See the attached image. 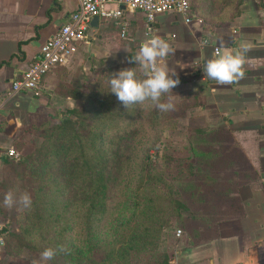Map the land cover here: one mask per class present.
I'll return each instance as SVG.
<instances>
[{
    "label": "crops",
    "instance_id": "crops-1",
    "mask_svg": "<svg viewBox=\"0 0 264 264\" xmlns=\"http://www.w3.org/2000/svg\"><path fill=\"white\" fill-rule=\"evenodd\" d=\"M77 6L78 0H0V94L33 63L44 41ZM189 17L186 21L182 14H159L149 35L145 33V17L138 11L125 9L118 21L98 19L96 26L90 24L85 40L69 62L42 78L39 96L22 90L4 102L0 109V147H14L15 141L38 127L51 109L72 107L74 100L66 89L74 81L73 75L86 70L94 56L104 57L125 46L128 50L130 46L120 45L118 38L130 42L135 54L145 40L162 38L175 49L163 63L170 72H176L173 78H184L181 85L191 89L198 100L202 85L211 88L210 95L241 87L240 105L229 96L223 105L208 104L206 111L223 120L225 129L251 139L247 150L254 154L252 175L237 186L238 208L233 210L237 215L211 228H200L197 236L178 235L169 264H260L258 249L264 244V0H196ZM244 43L251 47L242 79L232 85H218L206 78L203 66L213 58L215 48L221 53H235ZM236 114L239 118H234ZM234 120L241 123L234 126ZM182 250L186 253L179 257ZM0 264L23 263L10 257L0 243Z\"/></svg>",
    "mask_w": 264,
    "mask_h": 264
},
{
    "label": "rangeland",
    "instance_id": "rangeland-1",
    "mask_svg": "<svg viewBox=\"0 0 264 264\" xmlns=\"http://www.w3.org/2000/svg\"><path fill=\"white\" fill-rule=\"evenodd\" d=\"M118 42L120 45H127L122 38H118ZM124 48L104 57L94 56L86 70H81V74L73 75L74 81L66 89V93L74 100L72 107L82 106V101L76 98L77 93L88 90L89 84L97 80L104 69L115 66L118 67V71L135 68L137 74H142L136 63L130 62V48L128 50L126 46ZM182 83L173 88V92L163 96L164 101H170L174 108L165 112L164 118L159 120L156 129L146 124L143 116L147 109L141 111L137 126L142 130V134L131 147L135 159L132 160V166L125 167L122 176L123 182L128 175H131L133 179L139 178L141 159L146 155L149 156L147 162L149 173L152 177L161 178L159 183L156 182L153 185V179L149 183L152 184L151 193L155 191V194L150 193V196L156 199V202L159 197L160 201L155 206V211L146 208V217L150 220H146L143 225L142 221L138 222L142 210L137 208L130 213H133L131 216L126 214L123 217L126 213L123 209L126 196L122 195L120 199L115 198L111 202L108 213L104 215L100 223L92 222L89 226L83 224V231L78 240L76 235L81 231V220L74 214H70L69 217L67 212L69 231L64 235L66 242L78 245L91 234H95V237L99 239L98 247L92 251L91 256L97 262L111 252L112 256L107 264H162L165 258L170 260L174 257L178 235L190 237L192 235L190 230L198 231L206 227L202 223L206 224L207 218L209 223L212 222V225L216 226L237 215L233 213V210L238 208L237 186L241 184L240 182L247 180L253 171L251 160L254 154L247 150V142L251 139L242 137L240 133L232 132L229 128L225 129L223 120L216 119L206 109L208 104L220 106L223 99L229 96L240 105L242 99L238 95L242 93V89L239 87L230 93L222 91L210 95L211 88L202 85L201 99L198 100L192 94V90L185 89ZM198 84L200 83L197 82ZM72 107L51 109L47 118L38 127H34L26 136L15 141L13 146L21 153L25 161H8L0 168L1 227L6 226L14 231L26 229V232H22L26 244L16 254L7 253L19 263L32 264V261L40 259L43 250L53 248L57 250V255L46 264H67V259L62 254L63 245L58 243L56 235L60 230V222L50 225L49 231L34 227L27 221L26 211L18 213L15 207L11 210L5 208L3 198L5 193L12 190L17 195L26 191L31 195L32 200L34 199L35 191L40 183L30 175V165L26 162V157L36 154L43 139L46 123L58 122L56 111ZM238 116L236 114L234 118ZM240 123V121H233L234 126ZM114 130L117 131L115 128ZM120 130L122 131L123 128ZM199 130H210V132L204 135L199 133ZM122 150H127L124 144H122ZM173 199H179L191 212L202 213L208 217L191 220L186 210H180L181 214L178 216ZM149 205L154 206V203ZM84 213L85 209L80 212L81 218ZM88 227L91 231L89 233ZM156 228H160L159 232ZM142 235L143 239L140 238ZM132 245L135 248H129ZM258 251L259 263L264 264V244ZM185 253L182 250L178 252V256H183Z\"/></svg>",
    "mask_w": 264,
    "mask_h": 264
},
{
    "label": "trees",
    "instance_id": "trees-1",
    "mask_svg": "<svg viewBox=\"0 0 264 264\" xmlns=\"http://www.w3.org/2000/svg\"><path fill=\"white\" fill-rule=\"evenodd\" d=\"M126 44L130 46L129 55H133L134 47L130 42L126 41ZM117 69V66L104 69L98 79L89 84L88 90L77 93L76 98L82 101V106L56 111L58 122L46 123L36 154L26 157L30 175L40 183L32 200V208L26 211L27 221L34 227L48 231L51 229L50 225L60 222V230L56 235L58 243L63 245L62 254L67 259V264H107L112 256L109 252L98 262L92 258V251L98 247L99 241L95 234L84 240L82 238L81 241L84 242H79L78 245L67 243L64 237L69 231L67 212L69 217L74 214L81 220L82 228L76 235L79 240L83 224L89 226L92 222L100 223L115 198L126 196L123 208L126 213L123 217L126 214L131 216L133 213H130L135 208L142 210L138 219V222L142 221V225L149 219L146 217V208L155 211V206L160 203L159 197L156 202L150 196L152 184L149 183L152 179L153 185L159 183L161 178L152 177L149 173L148 155L141 159L139 178L133 179L128 175L125 182L122 180L125 167L132 166V160L135 159L131 147L142 134L137 126L142 109L137 105L128 111L116 95L109 92L107 78L118 72ZM137 75L144 78L143 74ZM178 79L180 83L184 81L183 77ZM144 109H147L143 116L146 124L156 129L165 112H160L151 105ZM210 130L198 132L205 135ZM122 144L127 150H122ZM22 157L21 160L25 161ZM151 194L154 195L155 191ZM172 201L178 216L181 214L180 210H186L191 220L208 217L191 212L179 199ZM151 203L154 206L149 205ZM83 209L85 213L81 218L80 212ZM207 220L206 224H202L208 228L213 227L212 222L209 223L208 220L207 223ZM156 230L159 232L160 228ZM87 231L91 232L89 227ZM190 231L192 237L199 234L195 229ZM22 232H26V229L14 231L6 226L0 228L3 250L6 253L16 254L26 244ZM140 238L143 239V235ZM129 248L135 247L132 245ZM162 264H169V258H165Z\"/></svg>",
    "mask_w": 264,
    "mask_h": 264
},
{
    "label": "clouds",
    "instance_id": "clouds-1",
    "mask_svg": "<svg viewBox=\"0 0 264 264\" xmlns=\"http://www.w3.org/2000/svg\"><path fill=\"white\" fill-rule=\"evenodd\" d=\"M250 47L246 43L241 44L235 53H221L217 49L213 58L203 66L206 78L215 80L218 85L237 83L245 75V58ZM170 54L174 55L175 49L164 39L152 37L145 40L139 51L130 57V62L136 63L144 78L138 77L135 68L121 69L107 78L109 92L115 94L128 111L137 105L142 110L149 105L160 112L173 110L174 105L170 101H162V97L173 92V88L180 83L178 78H173L176 72H170L163 63ZM32 204L31 195L26 191L17 195L10 190L3 198V206L9 210L15 207L18 213L30 211ZM56 255V249L47 248L41 252L40 259L32 261V264H46Z\"/></svg>",
    "mask_w": 264,
    "mask_h": 264
},
{
    "label": "built area",
    "instance_id": "built-area-1",
    "mask_svg": "<svg viewBox=\"0 0 264 264\" xmlns=\"http://www.w3.org/2000/svg\"><path fill=\"white\" fill-rule=\"evenodd\" d=\"M196 0H78L76 10L70 18L42 44L33 63L0 94V109L4 102L17 92L27 90L33 96L40 95L41 80L50 71L66 65L77 52L79 43L85 40L94 16L103 21H118L125 9L142 13L146 20V35L152 32V23L157 15L173 12L185 16L189 21L191 7ZM246 2L248 0H240ZM125 31H121V36ZM217 48H215V51ZM21 153L14 147H0V168L6 161L21 160ZM0 243L3 241L0 239Z\"/></svg>",
    "mask_w": 264,
    "mask_h": 264
},
{
    "label": "water",
    "instance_id": "water-1",
    "mask_svg": "<svg viewBox=\"0 0 264 264\" xmlns=\"http://www.w3.org/2000/svg\"><path fill=\"white\" fill-rule=\"evenodd\" d=\"M98 19H99L98 16H94V17L92 18L90 24H91L92 26H96V24H97V22H98Z\"/></svg>",
    "mask_w": 264,
    "mask_h": 264
}]
</instances>
